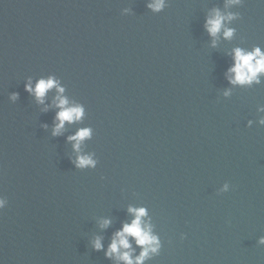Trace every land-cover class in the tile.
<instances>
[{"label": "water", "instance_id": "1", "mask_svg": "<svg viewBox=\"0 0 264 264\" xmlns=\"http://www.w3.org/2000/svg\"><path fill=\"white\" fill-rule=\"evenodd\" d=\"M150 2L0 0V264H123L105 253L129 207L162 244L145 264H264V78H227L233 49L264 50V0ZM217 9L235 33L213 47ZM48 76L86 109L59 136L56 91L25 90ZM80 128L94 169L74 166Z\"/></svg>", "mask_w": 264, "mask_h": 264}, {"label": "clouds", "instance_id": "2", "mask_svg": "<svg viewBox=\"0 0 264 264\" xmlns=\"http://www.w3.org/2000/svg\"><path fill=\"white\" fill-rule=\"evenodd\" d=\"M242 0H229L228 6L241 4ZM165 7V0H151L148 8L154 12H160ZM236 19V16L229 13L223 14L220 10H215L207 19L205 28L209 35L213 38V47L216 46V38L223 32L225 39H232L235 29L226 27V22H231ZM233 66L228 69L227 78L232 86L251 87L254 84L258 85L264 78V50L260 47H255L251 50L237 47L233 49ZM25 90L35 97L39 104H44L47 95L50 91L55 90L57 95L53 101V106L58 108L56 113L55 126L52 132L53 136H59L65 129L66 124H73L82 121L86 115V109L83 105L72 104L64 95L66 89L62 86V81L55 76L40 78L33 82L30 78ZM225 95H229L228 92ZM10 99L16 101L19 99L18 93H12ZM47 111V108L44 109ZM264 112V107L260 108ZM264 126V119L259 122ZM251 124V122H250ZM93 135V129L80 128L75 135L69 136L68 141L72 143L73 151L77 153L76 159L73 161L74 166L81 170L95 168L97 161L93 155L81 154V146L86 140H90ZM229 185L225 184L222 191L227 192ZM9 201L7 197L0 195V211L8 207ZM128 212L134 217L131 223H124L121 230L117 231L112 239L111 244L105 253L109 259L115 258L123 264H145L152 256L160 253L162 244L160 238L154 233L151 222L145 221L148 216V210L140 207H129ZM111 226V220L105 219L101 227L108 228ZM181 239H186L182 235ZM132 240L135 245L141 248L140 254L135 255V249L132 245ZM259 243L264 245V238H261ZM93 248L96 251H103V242L101 238H96L93 241Z\"/></svg>", "mask_w": 264, "mask_h": 264}]
</instances>
